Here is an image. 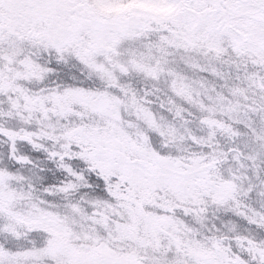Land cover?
<instances>
[{
	"label": "snow or ice",
	"instance_id": "6c2138e0",
	"mask_svg": "<svg viewBox=\"0 0 264 264\" xmlns=\"http://www.w3.org/2000/svg\"><path fill=\"white\" fill-rule=\"evenodd\" d=\"M113 2L0 0V264H264V0Z\"/></svg>",
	"mask_w": 264,
	"mask_h": 264
},
{
	"label": "trees",
	"instance_id": "16d2710c",
	"mask_svg": "<svg viewBox=\"0 0 264 264\" xmlns=\"http://www.w3.org/2000/svg\"><path fill=\"white\" fill-rule=\"evenodd\" d=\"M155 1H156V3H154V4H146V2H142L141 0H123V2H121V0H115V2L105 5L103 7L102 11L105 14L119 15V14L124 13L126 11H129L131 9H138L141 12L150 14L153 18H157V17L160 18V16H161V18H163V17H166L168 15H171L172 11H175V9H172L174 5H172L170 3L157 2V0H155ZM170 5H172V6L170 7ZM165 6H166V8H165ZM168 7H170V8H168ZM169 9H172V11L170 10V11L167 12V10H169ZM180 67H181V69H184L183 66H180ZM62 71H63V69H62ZM55 75L56 74H54V76ZM131 81L132 82L135 81L134 77H133V79L131 78ZM141 83H143L142 85L147 87L146 82L141 80ZM153 107L155 109H157L155 105ZM41 159H42V157H41ZM199 159H200L199 157L194 158V163H196ZM177 163H179V161H177ZM58 177H59V174L57 173L53 177L54 180H52L50 182H55V180Z\"/></svg>",
	"mask_w": 264,
	"mask_h": 264
},
{
	"label": "rangeland",
	"instance_id": "374dc122",
	"mask_svg": "<svg viewBox=\"0 0 264 264\" xmlns=\"http://www.w3.org/2000/svg\"><path fill=\"white\" fill-rule=\"evenodd\" d=\"M142 2H146V4H154V3H156V1L155 0H141ZM152 2V3H151ZM154 6V5H153ZM172 5H170V7H171ZM170 7H168V8H170ZM165 8H166V6H165ZM172 9H175L174 8V6H173V8ZM172 9H169V10H167V12L168 11H172ZM147 12V11H146ZM174 11H172V13H173ZM168 16H170V15H168ZM168 16H166V17H168ZM160 18H161V16H160ZM186 75H188L189 77H191L192 79H197V78H199V76L201 75L200 73H197V72H195V71H192V70H189V69H186V68H184V69H181ZM69 71V69H63V71H61V74H63L64 72H68ZM134 77V79H135V81L134 82H132L133 83V85L135 86V87H137V88H141V87H145L144 85H142L143 83H141V80L139 79V77H136V76H133ZM133 77H131L132 79H133ZM130 78V79H131ZM161 86H163V85H161ZM154 110H157V109H155L154 108ZM166 116H168V114L167 113H164ZM168 118L169 119H171V117L170 116H168ZM191 127L193 128V131H195V132H197L198 134H200V130H199V128L197 127V125L195 124V122H193V124L191 125ZM241 131H243V129H241ZM153 136H155V134L153 133L152 134ZM243 139V138H242ZM175 147L176 148H181V147H183L182 145H180V144H177V145H175ZM0 150H3V149H0ZM46 172H47V170H46ZM54 176L52 175V174H47V179H46V182H50V181H52V180H54V178H53ZM58 198L59 197H50V199H56V200H58ZM253 205L254 206H258V205H256L255 204V201H253ZM195 211V210H194ZM240 224H241V228H243V227H245V225L243 224V222H239ZM260 235H264V233H260ZM21 243H23V242H21Z\"/></svg>",
	"mask_w": 264,
	"mask_h": 264
}]
</instances>
